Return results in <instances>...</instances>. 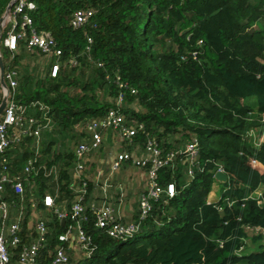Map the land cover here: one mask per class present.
Listing matches in <instances>:
<instances>
[{
  "label": "trees",
  "instance_id": "16d2710c",
  "mask_svg": "<svg viewBox=\"0 0 264 264\" xmlns=\"http://www.w3.org/2000/svg\"><path fill=\"white\" fill-rule=\"evenodd\" d=\"M11 1L0 0V23ZM33 1L37 4L31 11L35 25L55 37L63 49V61L77 56L80 62L76 67H62L57 77L51 76L50 69L44 77L27 73L16 93L22 103L49 106L36 105L29 114L51 118L52 127L43 130L39 143L23 136L13 145L19 146L8 152L12 172L23 174L28 160L35 157L38 165H57L59 170L56 177L45 175L44 169L31 176L23 205L10 186L5 193L13 216L22 206L29 210L24 241L37 219L48 220L49 241L38 264H50V252L65 230L54 209L44 204L45 192L58 193L57 207L67 210L75 198L70 188L75 154L55 150L59 138L50 133L58 127L61 132L76 131L73 140L84 138V123L105 115L113 106L117 73L137 90L127 96L123 110L133 124H144L146 132L135 138L142 150L148 138L156 137L165 152L185 150L196 136L198 161L204 170L193 166L191 178L183 156L162 168L161 183L174 182L177 193L154 202L141 230L128 239L119 240L97 229L87 210L83 224L98 247L84 264H264V246L250 250L246 241L253 229L261 232L253 233L252 242L264 240V205L259 202L264 190L263 198L253 197L258 188H264V142L255 148L248 141L249 130L264 124V0ZM79 8L95 11L92 25H71L73 12ZM5 30L6 25L1 44ZM88 35L93 37L92 58L103 61L105 67H97L85 53ZM0 51L5 63L8 51L2 45ZM22 56L23 52L17 55L14 65ZM105 94L113 100L103 98ZM2 98L0 94V104ZM251 98L257 99V108ZM180 137L186 141L173 142H180ZM220 167L229 178L223 183L220 201L209 203ZM32 197L34 201H29ZM32 203L36 204L34 212H30Z\"/></svg>",
  "mask_w": 264,
  "mask_h": 264
},
{
  "label": "built area",
  "instance_id": "2783aa9c",
  "mask_svg": "<svg viewBox=\"0 0 264 264\" xmlns=\"http://www.w3.org/2000/svg\"><path fill=\"white\" fill-rule=\"evenodd\" d=\"M37 7L33 0H15L7 13L5 21L6 30L2 40V47L7 49L8 55L5 59L4 79L6 86H1L2 95L6 96L7 102L3 113L0 116V264H38L40 253L49 241L50 226L46 218H39L35 221L34 229L26 233L27 241L23 240L22 231L24 222L29 215L27 206H22L20 213L13 216L11 203L5 198L7 186L20 196L21 203H26L25 184L30 177L40 173L44 169L47 176H57L58 166L52 165L50 168L42 167L36 163V157L28 160L24 173H13L8 151L15 143L21 141L23 136L36 139L39 143L43 130L52 127V119L49 117H39L29 114V109L39 105L41 109H49L44 103H22L16 100V93L19 86V69L14 63L21 50L32 54L35 50L42 52L45 56L53 58L51 74L57 77L62 67L79 65L77 56H72L67 62L63 61V49L57 43L51 32L38 28L33 20L31 11ZM95 11L91 8H79L73 12L71 25L74 28H82L92 25V17ZM4 25V26H5ZM93 44L92 35L87 36L85 53L89 60L97 67H105L103 61H94L91 56ZM1 53V51H0ZM107 78L111 77L109 73ZM114 81L118 87V93L113 100V106L101 117H92L83 125L84 138L76 143L73 152L75 154L74 177L70 182V188L75 193V198L70 209L57 207L56 198L48 193L44 196V204L54 209L59 221L65 225V230L58 235V243L50 252V264H84L86 259L92 258L98 244L93 235L84 227L86 211L89 210L94 217V225L97 229L105 232L108 236L125 240L133 237L141 230L143 222L150 216L154 202L159 201L163 196L174 197L177 193L176 185L170 182L164 186L160 181L159 172L162 168L170 166L178 157H184V162L189 165L190 177L193 178V166L197 165L200 171L204 169L200 166L199 139L195 136L187 144L185 150L165 152L162 145L156 138H148L142 155L134 156L132 151L123 148L114 156L112 170L118 171L126 161L131 160L135 166L146 170L147 187L139 196V210L136 218L129 222H123L116 215L113 206L105 203L92 202L87 204L86 197L90 179L87 172V161L89 155L98 150L103 142L104 132L112 130L124 143L134 145L138 133H145L143 123L133 124L123 110L129 94H136L137 90L125 81L117 73ZM264 123V116H263ZM253 128L248 132V141L254 139ZM259 145L264 142L256 138ZM121 142V143H122ZM262 142V143H261ZM253 146V145H252ZM225 171L223 167L217 171ZM226 172V171H225ZM215 177V175H214ZM215 181H218L215 178ZM219 182V181H218ZM215 183V182H214ZM263 191L259 192L257 199L263 198ZM218 201L214 203H218ZM34 201V198H29ZM209 202V200H208ZM264 205V199L259 200ZM212 203V202H209ZM232 204V201H229ZM36 207L32 203L30 212H34ZM224 211L219 205V211ZM32 215V214H31ZM30 218L33 220L32 216ZM260 229H253L252 232ZM19 249L18 253H14ZM17 255V260L14 257Z\"/></svg>",
  "mask_w": 264,
  "mask_h": 264
},
{
  "label": "crops",
  "instance_id": "0c3cea01",
  "mask_svg": "<svg viewBox=\"0 0 264 264\" xmlns=\"http://www.w3.org/2000/svg\"><path fill=\"white\" fill-rule=\"evenodd\" d=\"M116 133L112 132V130H108L106 132H104V135H103V142H102V145L101 147L92 152L90 155H89V165L87 167L88 169V176H89V179H90V191H89V195H88V201H87V204H90L92 202H97V203H105V204H108L107 203V200H108V195L107 194H104L105 193H108V190L110 187H112V183L110 182L114 176V174H116V172H114L112 170V163L111 161L109 162V159L106 160V163L107 165L105 166H100V163L99 161L101 160H104L103 158H99V156H102L106 151V146H105V143H109L110 141H113L114 138H116ZM259 139V141H263L264 139V124L257 127L255 130H254V141H253V146H256V145H259L260 142L257 143V139ZM83 138L80 137L74 145H76V143H78L79 141H81ZM137 142L135 141L134 142V145H132L131 147H129L128 145L125 147V145L123 146V148H127L128 151H132V154H133V157L138 155L136 153H139L140 150L137 149L136 147V144ZM262 143V142H261ZM74 148V147H73ZM137 150V152H136ZM73 151V149H72ZM114 153H113V156L110 157V160L111 158H113L115 156L116 153L118 152H121L122 149H119V147H117V149L113 150ZM90 159H91V162L93 163L92 164V168L89 169L90 167ZM123 165H127L129 166L128 169H125L126 172H128L127 174H123L121 173L119 170L117 173H119L117 176H118V185L117 186V189L119 190V193H117L115 196H110L109 197L111 199H115L118 201V204L117 206H113L114 209H115V212H116V215L119 217V219L123 222H129L131 220H133L134 218H136V214L138 213V210H139V196L140 194L146 189L147 187V174H146V170L145 169H142V168H136L135 165L133 164V162L131 160L129 161H126ZM91 170V171H90ZM110 170V173L111 172H114L113 175H107L108 171ZM115 175V177H117ZM123 179V181L121 180ZM126 181H129L131 184L130 185H126L125 188L123 189V192H122V189H120L119 187H121V183L125 182ZM217 183H224V182H218V181H215V183H213V186H212V190L211 192L209 193V196H208V200L209 202H216L218 201L220 197H216L217 196V193H216V190H217ZM124 187V186H123ZM124 190H125V193H124ZM264 190V188L260 187L258 188L255 193H258L259 192H262ZM48 194L49 192H45V194ZM129 197H132L134 196V198H131V200H129V204L126 202V197L128 198ZM138 205V210H134L133 206H137ZM36 212L38 213V211L36 210Z\"/></svg>",
  "mask_w": 264,
  "mask_h": 264
},
{
  "label": "rangeland",
  "instance_id": "374dc122",
  "mask_svg": "<svg viewBox=\"0 0 264 264\" xmlns=\"http://www.w3.org/2000/svg\"><path fill=\"white\" fill-rule=\"evenodd\" d=\"M0 45H2L1 44V42H0ZM23 52V56H22V58H18L19 59V62H18V69H19V80H21V78L25 75V74H27V73H29L30 75H32V76H34V77H36V76H39V77H44L47 73H48V71H49V69H50V73H51V68H52V66L50 65V61L52 60V58H50V57H47V56H45L42 52H40V51H38V50H35L34 52H32V54H28V53H26V52H24L23 50L19 53V55L21 54ZM90 68L91 67H88L87 69V71H91L90 70ZM61 72V71H60ZM59 72V73H60ZM78 72H79V70H77L76 72H75V75H77L78 74ZM69 73H71V72H69ZM51 76H52V74H51ZM53 77V76H52ZM2 91H3V89H2V87H1V89H0V94H2ZM77 90H76V88H72V90H71V92L72 93H74V92H76ZM99 93H101V92H99ZM102 95V94H101ZM106 98V99H109V100H113V98L112 97H107V95L105 94L104 96H103V98ZM250 101L253 103V106L255 107V108H257L258 107V101H257V99L256 98H251L250 99ZM125 108H126V104L124 105V110H125ZM126 114V113H125ZM126 117L130 120V118L127 116V114H126ZM111 131V130H110ZM113 132V131H112ZM73 133H75L76 134V131L74 132V131H72V130H66V131H63V132H61V130L57 127V129L56 130H54V132L53 133H50V135H55V136H57L58 138H59V140L58 141H56V143H55V147H54V149L56 150H63V151H66L67 153H70L71 151H72V149H74L73 147H75V145H74V141H76L77 139H72V135H73ZM114 133V132H113ZM47 136H49V135H46V137H45V140L48 138ZM156 137V136H155ZM157 138V137H156ZM45 140L43 141V144L45 145ZM53 139H51L50 141H52ZM180 142H175L176 140H174L173 142L174 143H181V142H183L184 140H185V138H183V137H180ZM250 140L252 141L251 142V144L253 145V141H254V139L253 138H250ZM186 141V140H185ZM122 141L120 140V138H119V136L117 135L116 136V138H114L113 139V141H110L109 143H105V146L107 147L106 148V152L102 155V156H99L98 157V159L99 158H103L104 160H100L99 161V163H100V166L102 167V166H105V165H107V163H106V160H108L109 159V162L111 161V163H112V161L114 160V157L113 158H111V160H110V157L111 156H113V153H114V151L113 150H115V149H117V147H119V149H123V144L121 143ZM137 147V149H139L140 150V152L139 153H136V154H138V155H142L143 153H144V151L142 150V145H140L138 142L135 144ZM19 145H17V146H14L10 151H8L9 153L10 152H13V150L16 148V147H18ZM23 146V145H22ZM42 148H43V145L41 144V148H40V150H42ZM22 150L24 149V147H22L21 148ZM21 151V150H20ZM136 152H137V150H136ZM11 155H13V156H15V154H13V153H11ZM138 155H136V156H138ZM92 162H91V159H90V167H89V169H91L92 168ZM89 165V160L87 161V166ZM136 168H138L137 166H135ZM129 168V166H127V165H123L120 169H119V171L121 172V173H123V174H127L128 172H126V170L125 169H128ZM87 171H88V169H87ZM91 171V170H90ZM114 172H116V171H114ZM114 172H111L110 173V170L108 171V173H107V175L109 174V175H113V173ZM118 172V171H117ZM116 172V174H114V176H113V178H112V180L110 181L111 183H112V187H110L109 188V190H108V193H105L104 192V194H107L108 195V200H107V203L109 204V205H111V206H117V204H118V201L117 200H115V199H111L110 197H109V195L110 196H115L117 193H119V190L117 189V186L116 185H118V174L119 173H117ZM86 174H88V172H86ZM115 175L117 176V177H115ZM122 181H123V179H121ZM131 183L129 182V181H126L125 180V182H123V183H121V187H119L120 189H122V192H123V189L125 188V186L126 185H130ZM124 186V187H123ZM217 190H216V193H217V196L216 197H220L222 194H223V190H224V185H223V183H217ZM124 193H125V190H124ZM253 197L254 198H256V197H258V193H255L254 192V194H253ZM131 198H134V196H132V197H129L128 196V198L126 197L125 199H126V202L129 204V200H131ZM133 208H134V210H138V205L137 206H133ZM138 214V213H137ZM136 214V215H137ZM253 233L254 234H259L260 232L258 231V230H256L255 232H250V237H248L247 239H246V241H247V243H248V246H250L251 247V249L250 250H256L257 249V247L261 244V245H263L264 246V240H260L258 243H254V242H252V240H251V237H252V235H253ZM242 252L241 251H239V254H241Z\"/></svg>",
  "mask_w": 264,
  "mask_h": 264
},
{
  "label": "water",
  "instance_id": "95a60500",
  "mask_svg": "<svg viewBox=\"0 0 264 264\" xmlns=\"http://www.w3.org/2000/svg\"><path fill=\"white\" fill-rule=\"evenodd\" d=\"M14 1L15 0H12L10 2V4L8 5L6 14L1 19V23H0V42H1V37H2V34H3L5 21H6V18H7L6 17L7 13L9 12V9L12 7V4H13ZM4 71H5V63H4L3 57H2V55L0 53V81H1L2 86H6V82H5V79H4ZM6 102H7L6 96H3L1 104H0V116L3 113V111H4V108L6 106ZM215 178L218 181H220V182H227L229 177H228L227 172L219 170V171H217L215 173ZM220 214L223 216L224 215V211L221 210Z\"/></svg>",
  "mask_w": 264,
  "mask_h": 264
},
{
  "label": "clouds",
  "instance_id": "9594fccd",
  "mask_svg": "<svg viewBox=\"0 0 264 264\" xmlns=\"http://www.w3.org/2000/svg\"><path fill=\"white\" fill-rule=\"evenodd\" d=\"M217 172V171H216ZM220 182V181H219Z\"/></svg>",
  "mask_w": 264,
  "mask_h": 264
}]
</instances>
